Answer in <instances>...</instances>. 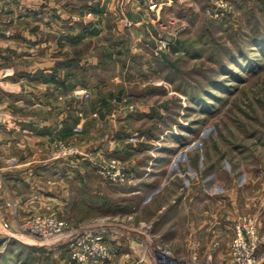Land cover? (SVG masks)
Here are the masks:
<instances>
[{"label":"rangeland","instance_id":"1","mask_svg":"<svg viewBox=\"0 0 264 264\" xmlns=\"http://www.w3.org/2000/svg\"><path fill=\"white\" fill-rule=\"evenodd\" d=\"M0 73V114H10L0 115L6 138L15 139L17 119L31 118L35 75V86L53 96L50 101L46 91L39 93V106L53 103L55 119H62L63 109L65 121L69 117L70 137H53L52 150L63 144L97 161L116 158L130 176L114 186L98 173L101 210L76 205L20 214L8 195L5 208L15 222L0 220V264H67L66 244L19 229V221L39 215L54 216L68 229L108 231L107 258L89 264H155L141 240L135 260H121L126 243L117 253L108 243L110 234L125 235L120 226L131 216L136 229L153 227L151 209H131L142 196L117 195L143 183L144 172L156 206L192 189L223 196L227 210L235 206L239 214L235 223L255 220V256L264 260V0H0ZM98 138L105 140L101 151L94 149ZM159 184L166 185L163 199L153 197ZM148 230L151 242L171 251V264L233 263L234 230L225 261L210 252L193 259L165 232L154 239Z\"/></svg>","mask_w":264,"mask_h":264},{"label":"crops","instance_id":"2","mask_svg":"<svg viewBox=\"0 0 264 264\" xmlns=\"http://www.w3.org/2000/svg\"><path fill=\"white\" fill-rule=\"evenodd\" d=\"M21 19L25 17L22 16ZM2 75L3 73H0V76ZM37 78L38 76L30 75L32 85L30 96L33 102L37 99L34 104L30 103L31 118L17 119V123L14 124V140L10 137L6 138L4 131L0 130V213L3 211L0 214V220L5 218L7 221L11 220L12 223L15 219L13 220L9 214L11 211L5 208L8 195L15 198L16 208L20 214L69 211L76 205L101 210L104 204L102 193L96 190L98 181L102 178L98 175L96 165L98 161L94 157L91 155L72 159L54 157L50 143L56 136L62 139L70 137L69 117L65 121V109H63L62 119H55L53 103L46 102L44 107L39 106V93L46 91V98L49 100L50 97V101L53 96L52 90H39L38 85L35 86L38 84ZM17 80L24 83L21 77L19 79L17 77ZM24 80L28 83L27 78ZM104 86V84L96 85L98 88ZM14 90L19 93L20 87L15 84ZM27 101H29L28 98ZM0 115L10 118V114L6 112ZM93 136H90V139H93ZM97 140L98 142L93 143L94 149L101 151L102 147H99V144L105 140L102 138ZM115 148L118 149L119 145ZM3 155L6 158H12L13 164L5 165ZM137 174L140 178L142 173ZM142 178L144 181L142 180L143 183H140L138 187H129L130 189L122 192L119 190L117 195L128 198L142 196L141 203H135L131 209L140 212L151 209L154 212L151 219L153 225L151 237L161 238L162 233L165 232V239L181 244V251L187 250L193 259L205 258L209 252L213 253L215 259L223 261L228 259L233 225L239 218L235 206L227 210L223 196L215 198L211 190L202 192L201 190L194 191V189L182 193L177 192L174 197L162 200L160 205L156 206L153 205L155 198L152 199L150 191H147L151 185L146 182V172ZM162 186L159 184V187L153 191V197L159 195L163 199V196H167L166 185ZM146 192L150 195L147 196ZM130 200L132 201L131 198ZM211 202H215L216 206L210 204ZM131 218L128 221L129 224L119 225L125 231V235H122L123 231H121L108 236V243L114 245V250L117 249L114 253L119 252L121 245L126 243L127 252L124 253V249L119 252L121 260L137 259L142 253L138 243L140 240L143 242L150 239L148 234H141L138 228L136 229L138 222H135L133 216ZM147 221H149L148 218H146ZM134 237L139 240H135Z\"/></svg>","mask_w":264,"mask_h":264},{"label":"built area","instance_id":"3","mask_svg":"<svg viewBox=\"0 0 264 264\" xmlns=\"http://www.w3.org/2000/svg\"><path fill=\"white\" fill-rule=\"evenodd\" d=\"M55 147L56 150L53 151V154L56 158L77 157L82 154L78 147L63 144L59 148L58 145ZM96 165L98 173L105 180L112 182L114 186L121 185L130 179L119 159L98 161ZM7 205L10 206L12 203L9 202ZM256 226L255 220L250 217H242L233 225L234 237L230 246L233 256L232 264H264V260L258 262L255 256L258 247ZM152 228L151 225L141 224L138 231L145 234L146 229L150 231ZM19 229L23 233L40 237L43 240L66 244L68 248H71V257L67 264H89L107 258V248L103 247V241H105L108 231L99 230L98 227L92 225L68 229V225L64 221L54 216L39 215L26 218L22 222L19 221ZM150 240L151 238L143 242L145 247L149 248L145 249L150 251L154 263L171 264V251L163 244L158 242L154 244ZM211 257L209 255L208 259L210 260Z\"/></svg>","mask_w":264,"mask_h":264}]
</instances>
